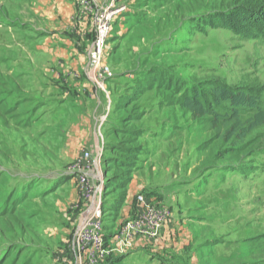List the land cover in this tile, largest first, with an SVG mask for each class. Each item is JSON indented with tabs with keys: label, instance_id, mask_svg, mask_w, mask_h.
<instances>
[{
	"label": "rangeland",
	"instance_id": "1",
	"mask_svg": "<svg viewBox=\"0 0 264 264\" xmlns=\"http://www.w3.org/2000/svg\"><path fill=\"white\" fill-rule=\"evenodd\" d=\"M37 4L0 0V264H71L80 212L68 170L98 148L110 189L138 175L148 195L205 231L201 264H264V146L238 158L237 129L226 136L223 116L194 109L201 100L192 95L213 82L264 84V27L220 16L218 0H102L95 9L126 5L107 48L112 77L74 88L36 52L66 49L75 27H51ZM86 16L82 34L91 30L93 42L94 15ZM78 122L90 129L76 135H85L79 149Z\"/></svg>",
	"mask_w": 264,
	"mask_h": 264
},
{
	"label": "crops",
	"instance_id": "2",
	"mask_svg": "<svg viewBox=\"0 0 264 264\" xmlns=\"http://www.w3.org/2000/svg\"><path fill=\"white\" fill-rule=\"evenodd\" d=\"M94 2V5H97L96 2L99 3L102 2V0H94ZM37 3L38 12L40 14L42 13L41 15L49 21L51 27L54 23L61 27L69 26V29L75 27V30L72 31L75 35L71 36L72 39L70 40V44L63 46L64 48L66 47V49H38L36 52V56L40 54L38 63H44V65L48 64V66L50 64V66L54 68L52 71L56 73L58 81L61 83L63 82L65 85L74 88H78L81 85H83V87H87L90 84L92 85L93 82L89 78L88 51L93 35L91 30L86 31V34L88 32L91 34L90 37L86 34H82L85 30L87 21V12L84 11L82 0H37ZM119 6L126 7V5L122 4H119ZM51 34L52 31L47 28L41 30L42 36L49 35L51 37ZM28 55L29 61L31 62L30 56L32 55V51H29ZM75 76L77 78H75ZM86 94L89 95L88 92ZM90 96H92V94H90ZM82 99L88 100L89 98L85 96V99ZM108 99H110V96ZM78 117H81V115H78ZM86 117L89 122L88 115H86ZM81 125L82 124L78 122L73 126L75 128L73 131L75 134V147H78V149L82 147L80 144L82 139L85 138V135L80 136L81 139L76 137V135L80 132H90V129L81 130ZM70 128H72V126H70ZM87 143H89V141H87ZM87 143L85 145H87ZM106 174L104 173V176ZM109 175L110 173L105 176V179L108 178ZM73 181L75 183V201L79 204L78 209L75 208V210L80 212L79 218H77L80 219L85 210V205L83 199L79 195L76 181L74 179ZM141 181L142 179L138 175H135L123 190L120 191L118 188L116 190L111 188L107 191V196L109 195V197H106L107 204H104L103 221L106 233V248L110 249L111 253L107 255L100 264H167L168 260L173 257L172 263L176 264V256L180 255L185 256H182L183 264H201V258L198 257L199 249L205 247L207 242L209 243V238L204 239L197 245L198 241L202 239V235L204 237L205 231L197 230V226L192 225L191 218H188L187 215L177 214L172 211V217L166 223L157 243L140 239L135 242L132 249L124 253L114 252L116 234L127 220L133 218L137 214L140 207L138 203L139 195H145L154 205L165 206L162 204L164 202L161 203L160 200L146 193V186ZM154 186L155 188L157 187L156 185ZM148 244H154L149 246L158 247L154 249L147 248ZM215 245H217V243H215ZM161 255H165V257L159 258ZM202 258L207 257L202 254ZM73 261H75V264H81L77 255L72 258L71 264H74L72 263ZM207 263L208 262L205 264ZM84 264L88 263L85 261Z\"/></svg>",
	"mask_w": 264,
	"mask_h": 264
},
{
	"label": "built area",
	"instance_id": "3",
	"mask_svg": "<svg viewBox=\"0 0 264 264\" xmlns=\"http://www.w3.org/2000/svg\"><path fill=\"white\" fill-rule=\"evenodd\" d=\"M94 0H82L85 12L94 15L95 39L89 47V74L91 81L103 87L107 78L112 77L106 54L114 18L125 8L95 10ZM75 78H77L75 76ZM103 153L98 148L94 155L82 150L68 170V175L76 181L79 195L85 210L80 217V225L74 239L72 257L77 255L81 264H100L111 253L106 248V235L103 221L102 195L106 179L102 167ZM139 209L136 216L127 220L115 236L114 252L124 253L133 248L140 239L158 242L172 212L161 205H154L143 195L138 196ZM79 204L75 208H78ZM71 262V258L69 260Z\"/></svg>",
	"mask_w": 264,
	"mask_h": 264
},
{
	"label": "trees",
	"instance_id": "4",
	"mask_svg": "<svg viewBox=\"0 0 264 264\" xmlns=\"http://www.w3.org/2000/svg\"><path fill=\"white\" fill-rule=\"evenodd\" d=\"M218 8L222 12L219 14L220 16H225L227 12L240 13L252 26L264 27V0H218ZM210 88L208 92L201 89L203 92L199 95L198 92L195 94L196 90L192 91V95L194 94L196 99L201 100V105L194 109L198 111L213 109L215 112L217 111V115L223 116L221 124L228 127L226 136L232 133L235 128L237 129V135L232 139V142L237 143L238 158H242L240 155H243L248 149L252 153L253 151L258 153L264 146V84L256 81L248 85L238 84L237 88H232L223 82H213ZM228 90H232V92ZM225 93H227V97L223 96ZM235 100H237V104L234 103ZM235 105H237V111L233 109ZM187 106L189 109L192 108L190 103ZM231 114L234 118L230 117ZM244 115L248 116L247 120L243 119ZM205 120L211 119L206 118ZM219 147L222 148V146ZM262 151L264 153V148ZM130 180L131 178L126 179L125 187ZM107 181L109 182L108 178H106L104 188L106 192L110 189ZM125 187H119L120 191Z\"/></svg>",
	"mask_w": 264,
	"mask_h": 264
},
{
	"label": "clouds",
	"instance_id": "5",
	"mask_svg": "<svg viewBox=\"0 0 264 264\" xmlns=\"http://www.w3.org/2000/svg\"><path fill=\"white\" fill-rule=\"evenodd\" d=\"M104 230H105V228H104ZM105 235H106V233H105Z\"/></svg>",
	"mask_w": 264,
	"mask_h": 264
}]
</instances>
